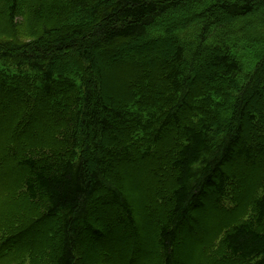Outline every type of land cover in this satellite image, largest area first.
<instances>
[{"label":"trees","instance_id":"16d2710c","mask_svg":"<svg viewBox=\"0 0 264 264\" xmlns=\"http://www.w3.org/2000/svg\"><path fill=\"white\" fill-rule=\"evenodd\" d=\"M26 3L0 0L1 27L24 10L31 21L24 40L0 45V91L19 106L0 125L32 112L55 127L37 145L5 136L0 169L18 171L26 206L48 221L32 233L47 264L88 253L93 264H201L200 240L217 231L224 264H264V150L253 147L264 144L253 134L264 132V0ZM162 42L168 52L150 59ZM122 49L139 64L128 85L94 69L99 50L115 69ZM204 51L201 74L189 72ZM84 236L97 242L87 251Z\"/></svg>","mask_w":264,"mask_h":264},{"label":"rangeland","instance_id":"374dc122","mask_svg":"<svg viewBox=\"0 0 264 264\" xmlns=\"http://www.w3.org/2000/svg\"><path fill=\"white\" fill-rule=\"evenodd\" d=\"M26 3V8H29L31 4H34L37 0H24ZM264 11V6H262V11ZM255 18V17H253ZM31 26V21L28 18V13L26 10H24V14L18 13V16L14 20V22H11L9 26H5V28L1 27L0 24V45L5 46L7 43L18 42V37H20L21 40L25 39V36H23L24 28H29ZM262 27H255L257 31H259L261 36L263 35V32L261 31ZM19 30V34L17 31ZM148 46L149 44H145ZM153 49L149 52L148 56L150 59H155L157 54H163L168 52L169 47L166 43H155L152 45ZM138 47H142L141 45H138ZM110 56L109 54L104 53L103 50H99L98 52V60L94 63V69L97 74L100 73V71L103 72H112L111 76L114 77L116 82L124 81L127 85L129 84L128 77H131L134 73V71L138 70L139 64L137 61L133 60L132 54L127 50H119L117 52L116 57L113 59V62L119 61L120 63L117 65L115 69H113L110 65L111 62H108L107 58ZM203 61H198L194 64V66H191L190 71H195L199 75L202 72L203 65L207 61V54L205 51L201 53ZM136 64V65H135ZM124 69L122 75L120 76L117 73V70ZM188 72V73H189ZM129 75V76H128ZM2 91V92H1ZM0 91V118L3 114L9 113L10 110H16V112H19V106L18 103H11L10 107H8V104L3 99V95H5L9 90L4 89ZM6 92V93H5ZM263 104V102H261ZM29 112V111H28ZM37 115V116H36ZM34 114L32 112H29L27 115H23L21 117V120L19 118L12 121L11 119H4L8 120L10 122V125L13 126L11 129V126H3L0 125V141L5 138V136H12L16 137L17 141L22 139V141L26 140V137L30 135L31 139L30 142L40 143L46 136L43 134L44 132L48 131L50 132L51 127H55L54 123L50 119L41 118L40 123H32L33 120L38 118L39 114ZM17 117V116H16ZM2 120V118H1ZM47 129V130H46ZM37 131V132H36ZM258 133H264L262 130L259 129V127L255 124L253 134ZM20 135V136H19ZM3 136V137H2ZM47 137V136H46ZM133 140H137L135 137H133ZM6 139V138H5ZM140 141V140H139ZM145 143L147 141H144ZM142 142V146L145 144ZM253 147H259L260 151L264 150V144L262 143H254ZM144 148H142V151ZM141 151V149H140ZM3 158V157H2ZM5 171L0 169V207L1 202L3 204V207L0 208V264H47V249L45 247V250L42 249V244L37 239V235L32 234L35 230H38L40 233V230L43 229L42 226L45 225L48 226V221L43 220V214L42 211H40L37 208V205L32 203L33 205L26 206L27 199L24 193V188L22 185V181L15 182L13 177L14 175L18 174V171L12 167V166H4ZM166 170L169 172L170 167L167 166ZM9 175V179L6 181V178L4 177L5 173ZM173 173L170 172L169 178L164 179V181H169V185L171 184L170 179L173 177ZM17 176V175H16ZM238 184V183H237ZM235 185V186H234ZM232 187L226 188L225 195L221 198L220 202L222 203V207L225 208L228 211L236 210V200L240 194L238 193V185L236 183ZM255 191L257 194H259L260 189L257 186ZM168 192V193H167ZM167 194L169 195V191L167 190ZM15 201L12 204V199ZM227 205V207H225ZM248 205V206H247ZM242 212V210H241ZM250 213V206L249 203L245 205L244 207V215L243 217H247ZM25 230V231H24ZM18 235H14V233L18 232ZM42 233V230H41ZM39 235V234H38ZM47 236V242L48 239L50 240L49 233L46 234ZM220 231H217L212 237L205 238L202 241L200 240V245L203 248V255L201 256V264H224L227 262L226 258H223L226 254L224 247L221 244L220 238ZM83 250L87 251L89 248L96 244L97 242L93 240L92 238H88L87 236L83 237ZM111 241V240H110ZM99 244H108L112 245L108 242L103 241L102 243L99 242ZM48 248V247H47ZM116 251L119 252L120 248L117 246ZM136 255V254H135ZM85 257L88 258L89 262L82 261L81 264H93L91 260L93 261L91 254H87ZM91 257V258H90ZM139 257V256H138ZM91 259V260H90ZM85 260V259H84ZM136 262H141L142 259L139 257L135 260ZM145 262V261H144ZM123 264H126L125 262ZM144 264V263H142ZM231 264H244V263H231Z\"/></svg>","mask_w":264,"mask_h":264}]
</instances>
